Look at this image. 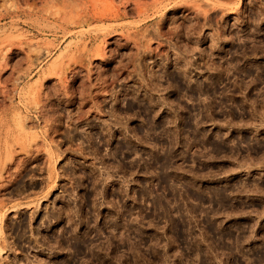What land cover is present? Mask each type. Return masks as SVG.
Instances as JSON below:
<instances>
[{"label": "rangeland", "instance_id": "374dc122", "mask_svg": "<svg viewBox=\"0 0 264 264\" xmlns=\"http://www.w3.org/2000/svg\"><path fill=\"white\" fill-rule=\"evenodd\" d=\"M0 160V264H264V0H0Z\"/></svg>", "mask_w": 264, "mask_h": 264}, {"label": "bare ground", "instance_id": "6f19581e", "mask_svg": "<svg viewBox=\"0 0 264 264\" xmlns=\"http://www.w3.org/2000/svg\"><path fill=\"white\" fill-rule=\"evenodd\" d=\"M22 124V123H21ZM23 145V144H22ZM10 148V152H11V147H9ZM2 152V151H1ZM4 152V151H3ZM7 154V153H6ZM12 155V154H11ZM9 156V155H8ZM8 156H7V161H8ZM4 159H5V157H4ZM1 161V160H0ZM4 168V167H3Z\"/></svg>", "mask_w": 264, "mask_h": 264}]
</instances>
